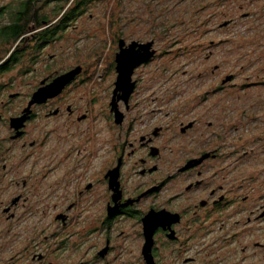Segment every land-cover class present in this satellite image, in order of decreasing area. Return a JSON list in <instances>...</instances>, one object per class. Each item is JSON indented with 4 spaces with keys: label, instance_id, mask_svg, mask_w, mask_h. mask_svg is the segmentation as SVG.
I'll use <instances>...</instances> for the list:
<instances>
[{
    "label": "flooded vegetation",
    "instance_id": "af4514ba",
    "mask_svg": "<svg viewBox=\"0 0 264 264\" xmlns=\"http://www.w3.org/2000/svg\"><path fill=\"white\" fill-rule=\"evenodd\" d=\"M48 1L0 6V264H264V148L255 152L264 101L239 108L234 93L218 95L237 75L224 61L208 66L207 48L205 90L193 97L188 88L185 110L171 106L164 126L156 87L152 101L140 100V71L157 53L133 69L127 97L116 91L121 44L146 43L120 38L110 65L113 139L96 152L93 98L82 106L74 94L85 65L34 70L83 16V0H57L51 15Z\"/></svg>",
    "mask_w": 264,
    "mask_h": 264
},
{
    "label": "rangeland",
    "instance_id": "374dc122",
    "mask_svg": "<svg viewBox=\"0 0 264 264\" xmlns=\"http://www.w3.org/2000/svg\"><path fill=\"white\" fill-rule=\"evenodd\" d=\"M74 1L66 0V8L76 4ZM48 2L45 11L51 15L49 11L58 1ZM4 5L11 6V0H0V6ZM44 5L37 4L43 12ZM82 6L79 22L67 29L64 40L44 50L43 60L35 62L38 64L34 70L39 71L44 61L50 68L85 65L86 82L74 94L82 106L93 98L94 151L109 149L113 139L108 118L117 74L110 65L119 51L120 38L155 41L156 59L140 71V100L145 93L144 100L152 101L149 96L156 87L155 96L163 106L158 119L164 126L172 121L166 116L167 112L172 114L171 106L181 104L185 110L188 88H192L193 97L205 90L198 74L206 67L200 63L207 48L214 53L208 66L224 61L225 70H235L237 75L235 84L218 95L234 93L241 101L239 108L264 101V0H83ZM229 20L228 27L219 28ZM55 53L58 57L51 59ZM9 76H14V72ZM34 78L33 83L38 82L42 73ZM167 101L170 106L165 104ZM169 134L167 131L163 141ZM261 147L264 148V141L257 143L255 152H262ZM8 254L3 253V257Z\"/></svg>",
    "mask_w": 264,
    "mask_h": 264
},
{
    "label": "water",
    "instance_id": "95a60500",
    "mask_svg": "<svg viewBox=\"0 0 264 264\" xmlns=\"http://www.w3.org/2000/svg\"><path fill=\"white\" fill-rule=\"evenodd\" d=\"M137 47L139 49H136ZM152 47H153V41L146 43L133 42L127 48L122 47L121 44V50L116 56L117 72H118L116 91H122L126 97L129 95L134 85V83L131 82L133 69L137 65L147 62L156 54V50H152ZM78 72L79 69L67 73L66 75L60 77L55 82H53L52 86L59 85L60 87H63L70 80H72L76 75V73ZM42 97H43V92L38 91L35 99L41 100L43 99Z\"/></svg>",
    "mask_w": 264,
    "mask_h": 264
}]
</instances>
